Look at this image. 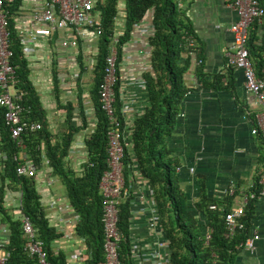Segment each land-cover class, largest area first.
Instances as JSON below:
<instances>
[{
    "label": "crops",
    "instance_id": "crops-1",
    "mask_svg": "<svg viewBox=\"0 0 264 264\" xmlns=\"http://www.w3.org/2000/svg\"><path fill=\"white\" fill-rule=\"evenodd\" d=\"M181 3L182 20L189 27V33L184 39L192 43L193 47L186 48L188 52L184 49L177 59L178 66L186 67L182 75L186 92L178 104L172 131L164 140L165 149L177 162L174 176L188 204L197 201L199 181L202 180L205 193L215 201L226 196L228 186L232 183L235 191L231 207L238 205L253 187L255 178L264 174V139L251 133L253 114L259 107L244 90L241 71L225 64V52L232 42L229 26L236 18L234 11L227 7V1L181 0ZM29 7L30 1L22 0L18 13L21 14L20 18L28 14ZM122 14V5L119 4L114 24V33L117 35L122 33ZM146 14L132 26L129 39L121 46L117 63L116 101L126 137L132 119L140 115L148 104L143 75L150 71L147 38L152 34L153 27L151 11ZM248 30L250 46L258 48L257 51L252 49V57L257 59L255 54L258 50H264V15L260 21L252 22ZM92 43L95 46L91 50ZM39 46L44 47L45 61L41 59L43 54L34 55L35 47ZM95 47L96 37L91 35H87L77 49L69 51H63L52 41L47 43L42 39L36 42L32 54L25 57L29 69L28 78L39 97L51 133L58 134L66 128L65 108L62 105L65 106L67 102L73 106L71 122L82 126L77 104L80 102L82 106L85 125L73 135L65 159L66 165L74 172H79L86 159L84 140L95 122L89 99ZM259 53L264 60V51ZM79 59L84 67L80 73ZM44 62L47 78L41 73ZM52 72L58 85L56 92ZM74 73H78L77 79L72 78ZM217 75L221 76L219 79L223 88L213 84V77ZM203 81L212 82V86L205 85ZM17 147L15 155L19 160H28L24 146ZM44 160L47 161L42 154L38 166H35L33 179L48 224L60 233L51 248L64 254L66 264H88L89 251L83 239L74 231L76 214L68 205L62 184L50 173ZM1 161L0 157V172ZM124 180L130 204L129 236L135 253L133 264H161L165 249L157 244L165 239L159 228L151 187L140 176L135 165ZM1 183L3 181L0 179ZM19 200L18 190L8 187L0 190V217L1 212L6 210L7 214L19 221ZM252 212L246 236L257 233L258 239L254 241L252 252L237 248L233 264H264V196L255 199ZM194 216L201 230H205L204 217L196 211ZM150 221H153L151 227L148 225ZM8 234L7 224L0 220V241L8 243Z\"/></svg>",
    "mask_w": 264,
    "mask_h": 264
},
{
    "label": "trees",
    "instance_id": "trees-1",
    "mask_svg": "<svg viewBox=\"0 0 264 264\" xmlns=\"http://www.w3.org/2000/svg\"><path fill=\"white\" fill-rule=\"evenodd\" d=\"M22 0H12L3 5L6 10V19L9 30V48L12 51L11 64L15 67V88L23 91L21 104L28 109L23 113L24 118L37 121L40 128L34 132L21 134L26 157L38 166L41 155L47 160L50 173L62 184L68 205L75 212L77 221L74 231L83 239L88 249V264H104L102 249V227L100 223L101 206L98 181L102 171L106 168V137L108 122L105 114L100 110L97 88L103 75L105 57L108 54L112 35L115 28V19L122 5L123 21L122 33L116 41V82L114 86V107L120 123H123L117 105V63L120 49L129 39L132 26L151 11L150 20L153 27L152 34L147 38L150 48V71L143 75L147 92V106L143 112L132 119L128 136L123 139L122 174H126L135 165L141 177L151 187V198L158 217L159 228L166 240L168 259L170 264H233L238 244L246 237V230L252 217V203L249 199L243 211L241 221L244 228L236 230L230 237L224 236L223 214L230 208L231 195L220 201L207 196L204 182L199 181L198 199L188 204L184 192L178 187L174 168L177 162L171 158L165 149V138L171 133L177 107L186 92L182 75L186 69L178 66L179 54L186 48L193 47L185 41L189 27L182 20L181 0H96L94 9L99 13V34L96 37L94 63L92 67L91 87L89 99L93 109L94 126L84 140L86 159L81 164L79 172H74L65 163L73 135L85 125V114L80 102L77 104L78 116L82 126L73 125V106L67 102L65 106L64 122L66 128L58 134H53L47 127L45 112L41 107L39 97L29 78L27 60L21 52V45L13 29L14 17L19 13ZM264 4V0H261ZM121 9V8H120ZM249 32V30H248ZM249 35L247 51L253 63L255 73L263 75L264 60L258 50L252 57ZM190 45V46H189ZM192 45V46H191ZM185 46V48H184ZM186 49L188 52L189 50ZM260 54V55H259ZM253 53V56H255ZM79 73L84 67L79 59ZM198 73V72H197ZM200 73V71H199ZM52 83L55 92L58 89L56 77L52 72ZM200 75V74H198ZM221 76L213 77V84L220 85ZM212 86V82L203 81ZM117 109V110H116ZM260 136L259 134H257ZM261 137V136H260ZM262 138V137H261ZM41 148V149H40ZM18 150L15 141L9 136L2 119L0 108V152L2 170L0 190L12 188L20 192L19 209L25 215L34 230L35 236L42 242L46 252V259L50 264H66L64 254L53 251L51 244L60 233L48 224L39 195L35 189L33 176H19L15 174L16 162L12 159ZM264 160V158H263ZM258 178V176H257ZM257 178L251 190L257 193L259 186ZM209 205H214L210 209ZM192 206V208L190 207ZM6 211V210H5ZM2 211L1 222L8 226V243L5 247L8 252L6 264H35L34 259L28 257L23 250L24 237L21 233L20 222ZM200 213L205 220V230H201L194 212ZM129 198L122 199L118 204L117 228L121 233L118 243V258L123 264H132L129 243ZM209 238L205 240V233Z\"/></svg>",
    "mask_w": 264,
    "mask_h": 264
},
{
    "label": "built area",
    "instance_id": "built-area-1",
    "mask_svg": "<svg viewBox=\"0 0 264 264\" xmlns=\"http://www.w3.org/2000/svg\"><path fill=\"white\" fill-rule=\"evenodd\" d=\"M12 0H0V108L2 119L9 136L15 141L16 146H23L21 134L34 132L40 128L37 121L23 117L28 109L21 104L23 91L15 88V67L11 64L12 51L9 48V30L6 19V10L3 5ZM28 14L20 18L21 14L14 17L13 29L21 45V52L26 57L31 55L33 47L39 40L49 43L52 41L59 49L69 51L77 49L87 35L97 37L99 34L100 17L94 4L96 0H29ZM227 7L234 11L236 18L229 26L232 42L225 52L227 67L241 71L244 90L249 93L258 104L259 110L253 114L252 134H259L264 139V75H257L247 51L248 28L254 21H260L264 15V4L261 0H226ZM25 9V8H24ZM20 18V20H19ZM62 32V34H58ZM54 33V34H53ZM119 35L113 33L108 54L105 57L103 75L97 88L100 110L105 114L108 128L106 137V168L102 171L98 181L100 194L102 227V249L104 264H123L118 258V243L121 233L117 228L118 204L126 196L125 180L122 174L123 139L125 128L116 115L114 101V86L116 82V41ZM37 46V45H36ZM199 62V61H198ZM78 73L73 74L77 79ZM1 159L4 154L0 153ZM12 159L16 162L15 174L19 176H33L35 165L28 159L22 162L14 154ZM46 163L47 161L44 160ZM191 170V169H190ZM259 190L254 193L251 189L244 195L238 205L231 206L223 214L224 236L230 237L236 230L244 228L241 218L244 206L249 199L264 196V174L257 178ZM234 185L228 186L227 194L233 195ZM20 196V192H19ZM128 196H126L127 198ZM20 202V200H19ZM130 208V204H129ZM155 208V207H154ZM214 209V205H209ZM20 229L25 239L23 250L26 255L34 259L35 264H50L46 259V252L42 242L36 238L29 219L20 214ZM148 225L153 226V221ZM209 232L205 233V240ZM258 239L257 233L246 236L238 244L239 248L252 252L254 241ZM130 243V257L134 259V250ZM7 241H0V264H6L8 252L5 247ZM158 247L164 248L165 253L161 264H170L166 240L160 241ZM153 262V260H152ZM154 263V262H153Z\"/></svg>",
    "mask_w": 264,
    "mask_h": 264
},
{
    "label": "rangeland",
    "instance_id": "rangeland-1",
    "mask_svg": "<svg viewBox=\"0 0 264 264\" xmlns=\"http://www.w3.org/2000/svg\"><path fill=\"white\" fill-rule=\"evenodd\" d=\"M94 43H92V45H91V50L94 48ZM44 51V47L43 48H41L40 46L39 47H35V53H34V55H40V54H43V57L41 58L43 61H45L44 60V53L45 52H43ZM46 58V57H45ZM45 64H46V62H44L43 63V66H42V68H41V70H42V74H44V76H46V78L48 77V72L46 71V70H44V68H45Z\"/></svg>",
    "mask_w": 264,
    "mask_h": 264
}]
</instances>
